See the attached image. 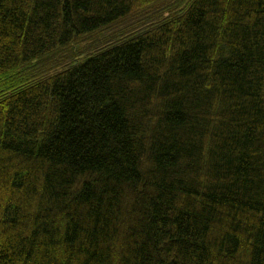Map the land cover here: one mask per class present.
<instances>
[{"label": "trees", "instance_id": "1", "mask_svg": "<svg viewBox=\"0 0 264 264\" xmlns=\"http://www.w3.org/2000/svg\"><path fill=\"white\" fill-rule=\"evenodd\" d=\"M0 264H264V0H0Z\"/></svg>", "mask_w": 264, "mask_h": 264}]
</instances>
